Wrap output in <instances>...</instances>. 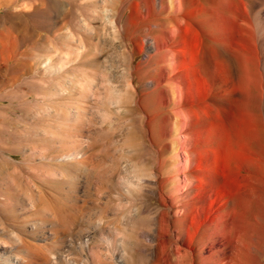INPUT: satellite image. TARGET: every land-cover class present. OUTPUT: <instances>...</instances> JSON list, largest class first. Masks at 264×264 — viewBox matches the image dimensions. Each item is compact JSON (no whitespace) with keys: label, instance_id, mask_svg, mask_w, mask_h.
Masks as SVG:
<instances>
[{"label":"rangeland","instance_id":"374dc122","mask_svg":"<svg viewBox=\"0 0 264 264\" xmlns=\"http://www.w3.org/2000/svg\"><path fill=\"white\" fill-rule=\"evenodd\" d=\"M132 1L106 3L119 30L102 0H0V264H264V131H167Z\"/></svg>","mask_w":264,"mask_h":264},{"label":"bare ground","instance_id":"6f19581e","mask_svg":"<svg viewBox=\"0 0 264 264\" xmlns=\"http://www.w3.org/2000/svg\"><path fill=\"white\" fill-rule=\"evenodd\" d=\"M109 1L113 0H102L103 12L111 17L115 28L122 30V10L114 14L111 8L105 7ZM253 1L150 0L148 6L144 0L132 1L136 12L144 13L141 17L147 32L142 35L138 34L140 31H133L130 37L141 53L144 49L148 52L145 62L153 69L145 82L166 109L161 113H164L167 131L172 130L173 124L178 129L191 131L199 119L215 111L233 114L245 131H264V19L261 18L264 10L260 9L262 0H256L261 4L256 7L259 12L255 9L258 16H247L251 6L257 3ZM227 3L234 4L236 9L253 4L246 8L243 13L247 14L239 21L252 37V53L238 50L234 41L236 29L223 14ZM128 22L131 26L132 20ZM206 37L210 43H206ZM136 67H130L127 74L126 86L133 90L137 88ZM141 73L145 77L149 72ZM256 108L260 114L255 113ZM190 237L194 240L195 234L190 233Z\"/></svg>","mask_w":264,"mask_h":264}]
</instances>
